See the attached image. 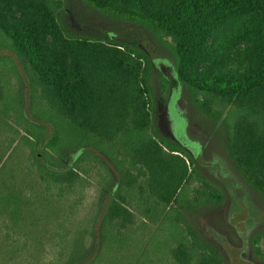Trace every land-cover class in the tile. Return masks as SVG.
<instances>
[{"label":"trees","instance_id":"16d2710c","mask_svg":"<svg viewBox=\"0 0 264 264\" xmlns=\"http://www.w3.org/2000/svg\"><path fill=\"white\" fill-rule=\"evenodd\" d=\"M79 1L169 44L176 81L220 123L235 167L264 194V0ZM67 6L0 0V51L13 55H0V62L18 78L21 65L35 98L34 121L23 110L22 122L13 115L15 123L1 124L0 264L33 263L55 240L62 247L53 264H85L93 249L84 240L99 213L87 227L75 216L97 167L98 183L111 191L100 251L115 245L110 232L151 225L178 235L166 260L154 253L152 264H225L189 222L203 197L219 202L222 195L208 181L192 188L199 180L194 159L156 131L150 57L137 43L119 42L117 33L103 39L68 33ZM160 77L166 90L176 83ZM45 123L54 126L51 133Z\"/></svg>","mask_w":264,"mask_h":264},{"label":"rangeland","instance_id":"374dc122","mask_svg":"<svg viewBox=\"0 0 264 264\" xmlns=\"http://www.w3.org/2000/svg\"><path fill=\"white\" fill-rule=\"evenodd\" d=\"M67 1L69 14L63 15L62 22L68 33L96 39L117 33L119 42L137 43L146 51L152 64L149 80L155 101V129L174 142L176 123L172 120L170 104L172 96L176 97L174 110L179 118L185 120L190 139L199 144L198 153L194 148L188 150L194 159L199 179L194 181L191 187H201V181H208L222 195L219 202H210L203 197L200 200L202 203L197 205L190 215V224L196 225L197 232L218 249L225 264H264V194L256 191L235 167L228 153L225 133L220 128V123L200 112L192 103L188 91L176 80L169 89H165L160 77L161 64L175 65L169 44L160 42L138 25L113 20L79 0ZM0 55L13 56L5 51H0ZM17 67L19 78L14 76L15 71L9 64L0 62V129L4 120L9 119L8 121L15 123L13 115L15 120L18 118L19 122H22L25 113L26 118L34 121L32 112H35V98L32 87L19 63ZM167 67L169 69V66ZM40 116L45 120L44 115ZM44 126L48 133L54 128L50 123H45ZM22 132L24 134L25 130ZM74 154L75 152L73 156ZM100 171L99 167L94 168L86 177L88 184L84 192L85 199L75 216L76 222L82 224L81 227H87L88 221L99 213V218L92 225L93 236L84 240L86 248L92 246L93 249L85 264L91 263L95 256L98 257L97 264H152L154 253L159 256V260L165 261L178 235L168 228L152 229L151 225L150 228L139 232H110L109 237L116 238L115 245L100 251L101 223L111 193L98 183L101 178L97 173ZM101 193L105 197L99 207ZM193 195L191 193L188 200ZM4 232L0 219V238ZM72 232L71 230L70 235ZM61 233L63 234L62 231ZM44 246V251L39 257L33 260V263L31 260L27 264H53L57 260V252L62 246L56 240L52 243L46 242ZM169 262L171 261H167Z\"/></svg>","mask_w":264,"mask_h":264},{"label":"flooded vegetation","instance_id":"af4514ba","mask_svg":"<svg viewBox=\"0 0 264 264\" xmlns=\"http://www.w3.org/2000/svg\"><path fill=\"white\" fill-rule=\"evenodd\" d=\"M161 66L164 68L165 67V70L167 69V66H165V64H161ZM170 79V78H169ZM171 80V79H170ZM170 110H171V115H172V120L175 121L176 123V130H175V137H176V142L181 145L186 151L188 150H192V148H194L196 150V153H198L199 151V144L194 141V140H191L188 133H187V130H186V122L184 120V133L186 134L187 136V141H185L184 139L180 138L179 135H178V132L180 130V126H181V122L180 120H182V118H179L176 114L175 111H173V109L171 108V105H170ZM184 144V145H182Z\"/></svg>","mask_w":264,"mask_h":264},{"label":"water","instance_id":"95a60500","mask_svg":"<svg viewBox=\"0 0 264 264\" xmlns=\"http://www.w3.org/2000/svg\"><path fill=\"white\" fill-rule=\"evenodd\" d=\"M165 64V63H164ZM165 66H169V69H168V67H167V69L165 70V67L163 68L162 66H161V72H162V75L163 76H165V77H168V78H170V79H174V80H177L178 79V75H177V72H176V69H175V66L174 65H165ZM167 72H169V73H167ZM175 96L173 95L172 96V98H171V108L173 109V111H175L174 110V101H175ZM180 122H181V126H180V130H179V132H178V135H179V137L180 138H182V139H184L185 141H187L188 139H187V136H186V134L184 133V120L182 119V120H180ZM182 145H184V144H182Z\"/></svg>","mask_w":264,"mask_h":264}]
</instances>
